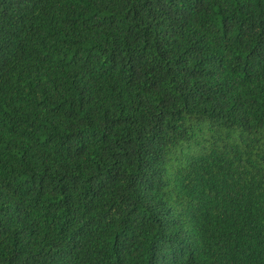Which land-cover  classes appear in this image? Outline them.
Here are the masks:
<instances>
[{
	"label": "trees",
	"instance_id": "trees-1",
	"mask_svg": "<svg viewBox=\"0 0 264 264\" xmlns=\"http://www.w3.org/2000/svg\"><path fill=\"white\" fill-rule=\"evenodd\" d=\"M0 264H264V0H0Z\"/></svg>",
	"mask_w": 264,
	"mask_h": 264
}]
</instances>
